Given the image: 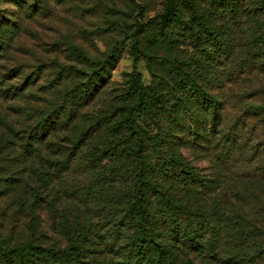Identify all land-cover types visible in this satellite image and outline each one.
<instances>
[{
	"label": "trees",
	"instance_id": "obj_1",
	"mask_svg": "<svg viewBox=\"0 0 264 264\" xmlns=\"http://www.w3.org/2000/svg\"><path fill=\"white\" fill-rule=\"evenodd\" d=\"M135 1L0 0V103H6L0 106V168L18 177L5 194L33 205L37 152L56 146L67 161L87 149L126 177L113 205L116 233L132 231L119 244L126 249L120 264L169 259L157 244L161 232L187 247L196 244L212 264H264V0H165L157 34L138 20L145 4ZM61 11L63 49L47 66L31 43L32 24ZM147 35L149 45L142 41ZM100 37L110 38V50L97 49ZM124 40L135 61L138 54L148 61L152 83L144 86L132 74L117 99L107 85L115 46ZM100 92L105 100L96 101ZM90 106L100 109L92 108L90 119L75 115ZM227 110L235 114L232 124L222 114ZM164 112L171 131L215 140L210 146L219 173L202 176L179 152L161 129ZM79 121L91 128L88 140ZM71 251L23 238L0 245V264H106Z\"/></svg>",
	"mask_w": 264,
	"mask_h": 264
},
{
	"label": "rangeland",
	"instance_id": "obj_2",
	"mask_svg": "<svg viewBox=\"0 0 264 264\" xmlns=\"http://www.w3.org/2000/svg\"><path fill=\"white\" fill-rule=\"evenodd\" d=\"M140 2L145 4V12L143 16L138 17V20L147 26L150 34H157L161 22L160 16L165 10V0L135 1L137 4ZM1 8L3 10L6 8L8 12V7L1 6ZM137 14L138 10H136ZM64 18L66 17L61 11L52 21L39 20L32 24L34 35L31 43L35 44L37 56L42 57L47 66L55 65L53 54L56 51L60 53L63 49L60 31H64ZM74 37L85 43L82 38L77 37V34H74ZM142 39L149 45L152 38L147 35ZM109 41L108 37L105 39L100 37L96 40L95 46L100 52H106L111 49ZM108 47L110 48L107 49ZM114 51L117 54L116 65L111 71V79L107 85L112 89V96L118 99L125 90L130 88L132 74H137L144 86L152 83L148 61L142 54H138L139 58L135 61L131 55L133 51L130 41H120L116 44ZM39 64L41 63L38 62L37 65ZM51 72L52 67H49L47 74ZM44 80H48V77ZM66 85L69 86L68 83ZM159 87L162 88V85ZM99 99L105 100L101 92L96 101ZM0 106L5 107L6 103L1 102ZM70 108L71 106H68L66 111H70ZM92 108L99 109L98 106L81 108L78 113L75 111V115L83 116L82 120L86 121L90 119ZM53 109H50L48 113ZM222 114L228 118L230 124H232L230 121L236 120L231 110ZM102 115L98 113L96 117L100 118ZM49 117L52 119L48 121L52 124V121H55V115L52 114ZM160 119L164 134L172 135V141L179 145V152L194 164L202 176L208 178L221 171L213 166V146L210 145L211 141L215 142V140L207 139L205 142H200L187 135L171 131L169 128L173 125L165 112ZM81 124L85 123L79 121L78 125ZM88 125L85 124L81 128L82 133H77V135L80 133L83 135V131L85 132L83 140H88L90 136L91 128ZM70 126H75V123H71ZM54 130H50L51 134ZM163 140H168V136L165 135ZM47 142L58 144L61 140L49 138ZM61 145L63 147V144ZM73 151H75L74 147ZM75 154V152L69 154L66 161L57 152L56 146L49 147L47 153L42 151L41 155L39 151L37 152L33 160L36 197L33 205L30 202L28 207L23 206L16 199L12 200L9 193L5 194L6 184L8 185L10 180L18 179V177L15 174H9L3 166L0 168V245L9 246L20 243L23 238H33L45 246L61 247L65 250L72 248L71 252L78 253L81 257L86 256L106 264H120L124 262L126 249L119 244L125 246L132 236V231L124 227L120 234L116 233L113 205L114 197L123 194L126 189V177L123 171L118 173L112 169V163L99 159L91 151L88 153L87 149L81 150L79 155L75 156ZM0 163L5 165L3 162ZM236 166H238V160ZM150 209L158 210L155 203L150 204ZM34 224L36 231L32 233L30 230L34 228ZM161 234V237H157V244L165 250V253L170 254V257L169 259L165 257L159 264H212L206 252L199 250L196 244L187 247L169 232H161ZM207 237L208 235L205 234L204 238Z\"/></svg>",
	"mask_w": 264,
	"mask_h": 264
}]
</instances>
